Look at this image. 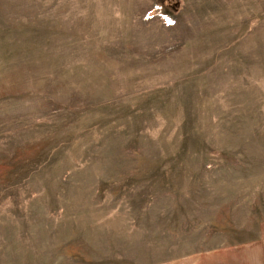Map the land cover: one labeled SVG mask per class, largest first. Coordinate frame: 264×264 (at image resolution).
I'll return each mask as SVG.
<instances>
[{
	"label": "rangeland",
	"instance_id": "obj_1",
	"mask_svg": "<svg viewBox=\"0 0 264 264\" xmlns=\"http://www.w3.org/2000/svg\"><path fill=\"white\" fill-rule=\"evenodd\" d=\"M0 264H264V0H0Z\"/></svg>",
	"mask_w": 264,
	"mask_h": 264
}]
</instances>
